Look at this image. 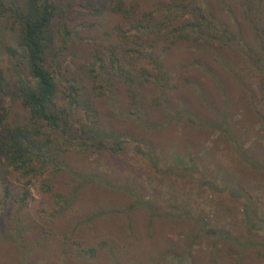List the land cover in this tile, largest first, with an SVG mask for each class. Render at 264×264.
Returning a JSON list of instances; mask_svg holds the SVG:
<instances>
[{"label": "trees", "instance_id": "1", "mask_svg": "<svg viewBox=\"0 0 264 264\" xmlns=\"http://www.w3.org/2000/svg\"><path fill=\"white\" fill-rule=\"evenodd\" d=\"M0 18L17 30L0 39L8 264H264V0H0ZM109 157L166 185L164 203ZM184 185L227 201L231 227ZM30 187L49 210L26 243Z\"/></svg>", "mask_w": 264, "mask_h": 264}, {"label": "rangeland", "instance_id": "2", "mask_svg": "<svg viewBox=\"0 0 264 264\" xmlns=\"http://www.w3.org/2000/svg\"><path fill=\"white\" fill-rule=\"evenodd\" d=\"M99 29L101 30V28L97 26V29L89 30L90 31L89 33L96 35L100 32ZM0 39L4 40L5 42H7L9 45H12V46H14L17 41L16 28H13V29L10 28L4 18H0ZM235 89L236 88L234 87L233 89L234 94H235ZM238 94L239 92L237 91L236 96ZM5 103L7 104L8 102L6 101ZM242 107H245V106L243 105ZM236 123H237L236 124L237 127L242 129L248 126V130H249V126L252 125L251 117L247 115V113L243 114L242 112H239V116L236 119ZM252 128H253V131L255 132L254 134H252V138L257 137V135H261V136L264 135V131L262 127L259 125V123L254 122L252 125ZM262 138L263 137H260V139ZM210 139H212V137ZM205 146L209 147L210 142L205 141ZM129 163L131 164V166ZM208 165L210 168L214 167L212 163H208ZM105 167L106 169L115 168L116 170L122 173V176L127 175L130 177H134L140 181H143L145 186H147L149 189H152L151 192H156V195H157L156 203L158 204L164 203L165 198L168 197L169 193H168L167 186L164 184L161 185L159 182L145 181L147 180L146 169H140L134 160L128 161L127 159L123 157H115V158L109 157L105 161ZM30 191H31V199L29 200L28 205L26 207H23L19 211H16L18 215V223H17L18 227L24 233H28V234L30 233V237L25 239L26 243L32 242V236L34 232L37 230L35 228V230L31 233L32 225L34 224L36 227L37 222L40 221V217L42 215L40 209L44 207L45 210L47 211L49 210L48 207L42 204L41 202L42 197L39 196V194L37 193L36 187L35 188L30 187ZM180 193L182 197L185 198V200L189 203L190 209L211 214L210 218L212 221L219 220V219H226V222H227L226 226L231 227L232 221H228V216L231 214V209L227 201H224V200L221 201V200L215 199L211 197L210 195H208L206 192L201 191L200 189H197L190 185H184ZM2 194H3L2 186L0 183V199L2 197ZM150 197L152 198L151 195ZM115 199H117V196L114 197V200ZM222 203L226 205V208L224 206H221ZM74 210L79 211L80 209L79 207L76 206ZM10 211H11V208L8 205H5V207H3V210H2V206L0 205V264H3L5 262L8 264V261L10 260L12 252H13L10 244L1 238V235L3 238H6V236H9L7 234L15 235V232L13 229H9L2 234V232L5 230V224H3L4 217H8V215H10ZM213 213H215V215H213ZM235 230H237V228ZM163 232L164 230H162V233ZM50 248L53 249L52 258L56 260L58 258V255H56L58 250L54 245H51ZM197 248L200 249L201 251L202 249L204 250L206 248L204 239L201 241V244ZM198 253L202 255L201 252L198 251ZM94 261H100L101 263L105 262L106 264V260L104 261V259H102L101 256H98V258ZM166 264H187V259H183V258L178 259L172 256H167Z\"/></svg>", "mask_w": 264, "mask_h": 264}]
</instances>
